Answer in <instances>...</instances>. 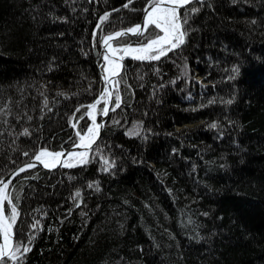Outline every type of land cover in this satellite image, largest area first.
I'll return each instance as SVG.
<instances>
[{
	"label": "trees",
	"instance_id": "1",
	"mask_svg": "<svg viewBox=\"0 0 264 264\" xmlns=\"http://www.w3.org/2000/svg\"><path fill=\"white\" fill-rule=\"evenodd\" d=\"M126 3L0 0V179L86 133L87 105L103 87L100 37L140 23L148 0ZM186 9L183 45L124 61L120 107L87 163L34 168L9 184L13 244L35 237L23 264H264V0ZM104 159L114 161L108 171Z\"/></svg>",
	"mask_w": 264,
	"mask_h": 264
},
{
	"label": "snow or ice",
	"instance_id": "2",
	"mask_svg": "<svg viewBox=\"0 0 264 264\" xmlns=\"http://www.w3.org/2000/svg\"><path fill=\"white\" fill-rule=\"evenodd\" d=\"M132 3V0H128V3L124 4V8H128L129 4ZM193 3V0H148V3L143 8L144 16L143 22L137 23L134 26L128 27L122 31H116L114 33H109L107 35H102L100 37L101 46L105 48L103 54V59L105 62L111 65L110 68H105L106 75L104 76L105 83L109 82L110 76H118L121 68L123 67L121 61L126 55L131 56L134 60H159L162 56H166L168 52L179 48L186 41L185 38L188 35L187 29L184 28V25L188 23V14L187 9L183 16H181L179 9L186 8L187 5ZM199 9L192 8V12H196ZM109 14L105 13L99 17L100 23L96 25L98 29H102V24L108 20ZM256 23V21H252ZM154 27L158 30L155 35L149 33V29ZM145 33H149L145 35ZM159 33H163L160 35ZM135 35L139 37H144V40L139 44V46L133 48L130 45L123 47L114 45V41H118L119 38L127 35ZM93 39L96 38V33L93 32ZM187 67V65H185ZM233 71H238V69H233ZM111 83L118 86L119 80H111ZM62 95V94H60ZM113 95V92L108 91L107 88L102 89L101 99L105 101V107L102 110L104 114H107L109 110L115 111L116 108L120 107L121 97L116 92L115 95V105L113 108L109 109L107 107L108 99ZM101 102L100 99H97L95 103L87 105L88 111L85 115L89 119H93V125L87 127L86 133L83 135L80 131L76 132V136L79 137L80 143L78 147H83L85 149H90L92 144L95 143L96 136L98 135V129L103 125H97L94 121V110L97 108V105ZM228 104L232 103V100L227 101ZM47 106V102H45ZM80 109L77 108V111ZM83 118V117H81ZM71 122V121H70ZM118 123V121H117ZM75 127V125H72ZM138 125L134 126L133 129H130L126 132L127 135H138L137 131ZM210 128H217V124L212 123L209 125ZM28 129H24L20 135L27 136L29 135ZM25 156H28V153H24ZM63 152H49L47 149H41L40 151L34 154V159L39 161L44 165V167H52L55 163L59 162V158L63 156ZM70 157H74L75 153H68ZM80 161L82 163H87L86 159L87 152H80L79 154ZM47 158V159H46ZM114 161L109 162L107 159H104V170L108 171L113 167ZM35 165L33 163L26 164L25 167H21L19 172L25 171L27 168H32ZM63 166L71 167L72 161L67 160L63 162ZM18 174V173H17ZM92 187V185H89ZM8 184L0 180V205L7 199L6 189ZM99 190V189H97ZM80 196V192L77 191L72 199H76ZM78 206V205H77ZM18 205H12L11 215L5 218L3 214V209L0 207V236L3 237V243L0 244V264H6V259L11 260L12 264H23L21 257L27 252L31 251V243L35 238L34 236H29L28 241L17 242L13 244L12 242V226L16 222V219L19 215L17 211ZM32 228H36V224L32 225ZM19 253V255H17Z\"/></svg>",
	"mask_w": 264,
	"mask_h": 264
},
{
	"label": "water",
	"instance_id": "3",
	"mask_svg": "<svg viewBox=\"0 0 264 264\" xmlns=\"http://www.w3.org/2000/svg\"><path fill=\"white\" fill-rule=\"evenodd\" d=\"M196 1H198V0H193V3H195ZM193 3H191V4H193ZM191 4H189V5H191ZM189 5H187L186 7H188ZM182 9H184V8L179 9V11L182 10ZM143 16H144V12H143V14H142V18H141V21H140L141 24H142V22H143ZM98 23H100V20H99V19H98V21H97V24H98ZM125 29H126V28H125ZM97 30H98V28L96 27L94 32L96 33ZM122 30H124V29H120V30H117V31H122ZM114 32H116V31H114ZM114 32H111V33H114ZM108 34H109V33H108ZM106 35H107V34H106ZM128 37L136 38V37H139V36H135V35H131V34H129V35H127V36H124V37L119 38V40H120V39H123V38H128ZM119 40H118V41H119ZM115 42H117V41H114L113 43H115ZM104 52H105V48L101 46L100 65H99L98 69H99V71H100V75H101V80H102V85H103L102 89L107 88L108 91L114 92V86H115V85L111 83V80H118L119 76L121 75V73H122V71H123V69H124V61L127 60V59H132V58H131V56L126 55V56L124 57V59L121 61L123 67L121 68L119 75H118V76H114V77H113V76H110V77H109V82L106 84V83H105V79H104V76L106 75V73H105L104 68H103V61H104V59H103V54H104ZM101 92H102V91H101ZM97 99H100V100H101L100 103H103V109H104V107H105V101H104L103 99H101V93H100V95L97 97ZM97 99H96V100H97ZM96 100H95V101H96ZM95 101H94L93 103H95ZM100 103H99V104H100ZM99 104H98V105H99ZM98 105H97V106H98ZM112 106H113V95H112V96L108 99V101H107V107H108L109 109H111ZM110 113H111V110H109V111L107 112V114H104L103 111H102V113H101V115H100V119H99V123H98V125H103V126L100 127V128L98 129V135L96 136L95 143L92 144V146H91L90 149H85V148H83V147H78L77 145L80 143V140H79V137H78V141H77V143H76L75 145H73L70 149H68V150H64V151H59V152H63L64 155L61 156V157L59 158V162L55 163L52 167H49V168L44 167V165H43L42 163H40L39 161H36V160L34 159V157H33L31 160H29V161H27V162H25V163L20 164L18 167H16L14 170H12L10 173H8L6 176H4V177H3L2 179H0V180H2L4 183H7L8 186H9V184H10L11 182H13L17 177H19V176L22 175L23 173H25V172H27V171H30V170H32V169H34V168L41 169L42 171L47 172V173H51V172H54V171H56V170H58V169L64 168L65 166H63V162H64V161H67V160L70 159V156L68 155V153H75V154H77V155H78L80 152H87V153H89V152L94 148V146L97 144L98 140L100 139V137H101V135H102V132H103L104 125H105V123H106V121H107V118H108V116L110 115ZM95 118H96V116H95V113H94V119H95ZM91 124H93V119H91ZM78 161H79V159L73 161V162H72V165L75 164V163L78 162ZM28 163H33L35 166L32 167V168H27V169H26L25 171H23V172H19V169H20L21 167H25L26 164H28ZM17 173H18V174H17ZM12 242H13V227H12ZM2 243H3V237L0 236V244H2Z\"/></svg>",
	"mask_w": 264,
	"mask_h": 264
},
{
	"label": "bare ground",
	"instance_id": "4",
	"mask_svg": "<svg viewBox=\"0 0 264 264\" xmlns=\"http://www.w3.org/2000/svg\"><path fill=\"white\" fill-rule=\"evenodd\" d=\"M110 67H111V65H110L109 63L105 62V60H104V61H103V68H104V71H105V68H110ZM109 77H110V74H109ZM94 113H95V116H96V112H95V110H94ZM95 124H97V123H95ZM46 159H47V158H46ZM77 159L80 160L79 155H75L74 157H70L69 160H71V161L73 162V161H75V160H77ZM0 207H2V209H3V207H4V202H3L2 205H0ZM3 214H4V211H3Z\"/></svg>",
	"mask_w": 264,
	"mask_h": 264
},
{
	"label": "rangeland",
	"instance_id": "5",
	"mask_svg": "<svg viewBox=\"0 0 264 264\" xmlns=\"http://www.w3.org/2000/svg\"><path fill=\"white\" fill-rule=\"evenodd\" d=\"M161 34L163 35V33H161ZM196 80H197V81H200V78L197 77ZM90 120H91V119H90ZM94 121H95V123H96V118L94 119ZM91 125H93V124H91ZM97 125H98V124H97ZM79 161H80V160H79ZM4 216H5V215H4ZM5 218H6V217H5Z\"/></svg>",
	"mask_w": 264,
	"mask_h": 264
}]
</instances>
